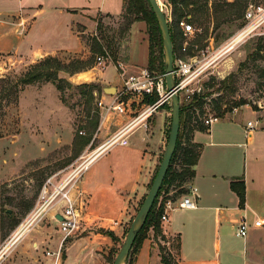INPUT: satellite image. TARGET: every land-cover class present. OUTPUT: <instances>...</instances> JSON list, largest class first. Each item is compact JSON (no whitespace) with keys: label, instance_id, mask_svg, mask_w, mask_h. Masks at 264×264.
<instances>
[{"label":"crops","instance_id":"1","mask_svg":"<svg viewBox=\"0 0 264 264\" xmlns=\"http://www.w3.org/2000/svg\"><path fill=\"white\" fill-rule=\"evenodd\" d=\"M124 9L125 0H0V77L11 69V59L28 60L37 56H54L63 61L75 57L87 59L90 50L83 35L96 31V15L120 18ZM149 57L147 23L135 21L130 26L128 53L120 62V69L109 63L95 73V80L103 87L117 88L129 75L148 69ZM91 71L61 77L88 80ZM56 89L49 82L41 87L27 85L21 91L15 135L0 138V179L21 170L26 161L72 143L73 134L59 130L65 122L66 109ZM50 93L56 97H52V103ZM135 101L141 102V109L152 104L145 98ZM246 106L243 114L244 106L237 107L236 112L208 129L193 133L194 142L202 144L203 149L194 166L195 176L186 183V188L198 206L178 208L183 197L170 198L166 208L168 220L162 224L167 240L164 246L171 253L170 241L178 238L179 264H264V227L253 225L256 218L264 217V119L261 117L264 110ZM172 111L170 98L131 131L129 144L125 146L104 144L136 115H118L114 130L110 129L111 124L105 131L109 120L106 117L93 141L88 142L84 159H93L73 190V196L83 200L79 226L88 234L71 243L67 258L70 263L85 260L96 248V241L109 242V237L97 230L119 233L131 216V203L136 199L141 202L148 193L167 147L166 132ZM249 120L258 121L251 137L247 136ZM219 123L222 124L218 126ZM96 152L99 154L93 157ZM232 180L245 182L243 206L231 187ZM175 191L174 187L170 190ZM57 213L54 211L53 215ZM242 219L250 223L246 237L235 234ZM161 243L150 230L134 255L135 264H164ZM48 259L53 261L52 256Z\"/></svg>","mask_w":264,"mask_h":264},{"label":"rangeland","instance_id":"2","mask_svg":"<svg viewBox=\"0 0 264 264\" xmlns=\"http://www.w3.org/2000/svg\"><path fill=\"white\" fill-rule=\"evenodd\" d=\"M159 1L170 23L171 5L168 0ZM251 3L264 5V0H209V9L206 8L204 0H199L197 6H191V9H195L190 15L193 22L192 20L183 19L188 24H193L196 30L191 34L184 33L179 39L180 48L177 50V54L185 60L199 55L203 62L215 57L210 66L199 77L200 84L205 85L206 92L209 94L204 99V103L200 106L194 105V97L191 99L187 96V89L180 92L181 106H191L189 110L194 111V118H197L200 122L204 117L210 115H218L220 118H224L233 113L234 108L244 106L241 111L243 114L246 111V103L239 106L237 104L246 100L253 107L252 100L257 99L264 93V36H250L232 51L223 55L220 53L229 40L235 37L243 27L244 15ZM99 19L103 22L102 34L107 38L102 40L106 48L105 54H98L97 56H103L105 64L99 65L96 57L94 66L83 71L92 70L90 79L66 78L73 85L67 86L63 92L56 89L59 100L66 109L65 122L60 124L59 130L65 134H73L72 143L56 148L43 156L30 159L18 172L0 179V264H114L117 254L114 253L113 249L117 253L119 252L134 223L141 203L137 199L131 203V216L119 233L110 229L99 228L97 231L108 236L109 242L96 241V248L86 255L85 260L77 259L70 263L67 258L71 243L87 235L88 232L82 231L79 226L64 240L62 228L59 222L53 218L54 201L51 202L50 195L54 190V186L49 183V180L51 179L55 185H58L68 172L87 159H84L87 154L83 151L88 142L93 141L94 134H97L100 130L107 115L105 109L100 107L99 99L105 97V102H107L114 95L104 92V88L108 85L103 87L101 83H98L95 80V73L100 68H105L109 63H113L112 58L115 55L123 61L128 53L130 29L125 28L124 14L120 18H116L98 13L95 20L98 22ZM79 28L81 29L82 26H79ZM96 34H101L98 29L93 34L89 32L84 35L86 43H90V37ZM108 41L112 43V47L107 46ZM184 45L187 47L186 50L183 49ZM89 50L88 58L92 56L90 46ZM47 57L49 56H37L28 60L11 59V69L2 77H10L13 80V85L15 80ZM165 57L167 60L166 48ZM111 70L115 71L114 68ZM63 74L69 73L62 71L59 76L61 77ZM151 74L155 76L165 75V73L159 72H151ZM49 82L53 83L52 81L41 80L28 85L41 87ZM93 83L99 84L103 88L102 92H99L93 86L79 87L82 84ZM13 97V95L9 96L8 99L12 100ZM48 97H50L52 103L54 101L52 94L50 96L48 94ZM53 98H56L55 95ZM17 104L18 102L10 104L6 108L5 116L0 119V138L15 135ZM109 115L105 131L108 130V126L111 124L110 129L114 130V123L118 119V114L115 112ZM261 117L264 119V114ZM172 118L173 111L166 132L168 136L171 130ZM243 120L241 121H246ZM141 123L142 121L134 129L139 127ZM220 124L222 123H219L218 126ZM137 132L140 131L137 130ZM160 164L156 170H158ZM44 188L48 190L47 193H44ZM173 194L174 192H169L168 195L172 196ZM186 194H182L179 198L184 197ZM9 209H11V213L8 212ZM40 209V216L31 224L22 238L12 247H7L14 233ZM142 224L138 223V226L141 227ZM109 232H112L116 240ZM56 234L58 236L55 237ZM158 238L163 243H161L162 245L167 243L166 238ZM170 245L173 251L172 254L176 258L178 238H173ZM48 252H51L50 255ZM48 256H52L53 261L49 260ZM124 264H126V261Z\"/></svg>","mask_w":264,"mask_h":264},{"label":"trees","instance_id":"3","mask_svg":"<svg viewBox=\"0 0 264 264\" xmlns=\"http://www.w3.org/2000/svg\"><path fill=\"white\" fill-rule=\"evenodd\" d=\"M171 5V21L169 23L170 33L174 46V55L175 58L180 57L177 54L179 47V39L183 36L184 31L181 26V21L183 19L192 20L191 12L195 9H191L194 6H197L199 0H168ZM205 6L209 9V0H204ZM192 6V7H191ZM124 18H125V28L128 30L130 26L135 21H145L148 26V34L150 40V57L148 70L150 72H166V57H165V44L162 34V29L159 23V20L156 16V13L152 9L148 0H125V9H124ZM122 14V15H123ZM196 22V20H194ZM103 22L99 19L97 22V29L101 34H96L90 37L91 42L87 43L92 52V56L87 59L73 58L71 61H63L58 57L49 56L44 60L35 64L31 69H29L25 74L20 76L17 80L14 81L6 76L0 78V119H2L6 114V108L10 104L18 102L20 91L24 88L23 86L32 84L37 81L46 80L52 81L57 89L61 92L65 90L67 86H72L71 82L66 78L60 77L59 73L64 71L71 75L86 71L94 66V61L96 60L97 55L105 54L106 48L102 40L107 37L102 34ZM82 31V29H80ZM85 38V36L83 35ZM108 47H112V43L108 41ZM113 63L119 67L122 60L115 55L113 58ZM98 89L99 92H102V87L99 84H82L79 87H91ZM92 92V91H91ZM14 96L13 99H8L9 96ZM208 92H206V87L203 85V92H197L194 95V105H202L204 99L208 97ZM158 94L155 93L152 96H146L145 100L149 103H153L157 100ZM8 99V100H6ZM247 104L246 100L241 101L237 104ZM190 106H181V123H180V132L178 136V141L176 149L172 156L168 171L163 182V185L158 193L157 198L148 212L142 226L137 232L136 238L132 245V248L126 258V264H135L134 255L138 252L140 246L142 245L143 240L148 236L150 230L154 231V236L158 239L161 237L165 239L162 228V215L165 211L166 201L170 198L176 199L182 194L188 193L186 188V183L189 182L195 176L194 166L198 163L199 158L202 153L203 146L200 143L194 142L193 133L195 130H206V126L202 121L200 122L197 118H194V111L189 110ZM158 171V170H157ZM157 174V172H156ZM153 177V180L156 176ZM152 180V182H153ZM151 182V183H152ZM152 185V184H151ZM150 185V187H151ZM174 187L176 191L172 196H168L171 188ZM232 189L238 194L240 198V205L243 206L245 203L246 197V185L243 180H232L231 182ZM147 194L143 197L140 207L144 202ZM139 210V209H138ZM104 231V230H103ZM112 235L113 239L116 240V237ZM179 241L177 249H179ZM160 250L162 255V261L164 264H179L173 254L168 251L166 246L160 244ZM114 253H117L113 249ZM112 251V252H113ZM120 251V250H119Z\"/></svg>","mask_w":264,"mask_h":264},{"label":"built area","instance_id":"4","mask_svg":"<svg viewBox=\"0 0 264 264\" xmlns=\"http://www.w3.org/2000/svg\"><path fill=\"white\" fill-rule=\"evenodd\" d=\"M244 25L235 37L229 40L220 53L226 54L235 49L240 43L245 41L250 36H264V5L251 3L244 15ZM181 26L185 34H191L195 32L193 24H188L187 21H181ZM183 49L187 47L184 45ZM215 57L209 61L203 62L201 56H192L185 60L181 57L175 58L173 78L175 83V91L178 95L183 89H187V96L193 98L199 91L200 75L210 66ZM98 64H105L103 56H97ZM166 77L165 75L155 76L152 75L148 69H143L139 74L129 75L121 86L117 88L114 95H110L111 98L105 102V97L99 99V105L102 109H105L106 117H109L111 113H117L118 115L132 114L136 115L128 124L122 127L118 132L108 138L104 144L111 145H128L129 134L134 127L141 122L144 118L148 117L152 112L160 108L168 99L172 97V93H168L167 87L165 88ZM166 89V91H165ZM160 94L158 98L151 105L141 109V102L135 101V98H145L146 96H152L155 93ZM172 99V98H171ZM248 104V103H247ZM252 104L255 110H264V93L255 100H252ZM251 106V104H248ZM191 106L188 108L190 109ZM237 108H234V112ZM221 118L218 115H210L204 117L202 122L206 126H211L215 122H218ZM258 121L249 120L247 123V136H253V131L256 129V123ZM102 148V146L100 147ZM99 152L93 155L96 157ZM93 158L87 159L80 163L77 167L71 170L65 178L55 185L51 179L49 183L54 186V190L50 195L51 202L54 201V211L60 212L64 220H59L55 214L53 218L59 222L65 238L69 237L74 229L79 228V216L83 207V200H79L73 196V190L76 188L78 179L82 175L83 171L88 168L89 162ZM47 187V186H46ZM45 187V188H46ZM44 188V193H47V189ZM80 195V194H79ZM170 202L166 201L165 211L162 215V224L168 220L166 214V208ZM198 204L195 199H192L190 194H186L178 204V208H197ZM41 209L33 214L30 219L19 228L13 235L12 240L7 244V247H12L23 236V234L29 229L31 224L40 216ZM253 225L255 227H264V217H258L254 220ZM250 223L246 219H242L235 228V234L238 237H246L248 235ZM20 230H24L20 233ZM20 233V234H19ZM19 234V235H18ZM51 252H48L50 255Z\"/></svg>","mask_w":264,"mask_h":264},{"label":"water","instance_id":"5","mask_svg":"<svg viewBox=\"0 0 264 264\" xmlns=\"http://www.w3.org/2000/svg\"><path fill=\"white\" fill-rule=\"evenodd\" d=\"M150 3L152 9L156 13V16L159 20L161 29L163 31L164 35V44L166 48V54H167V60H166V86L168 93H172V104H173V118L171 123V130L169 134V139L167 143V147L163 156V159L161 161V164L158 168L157 174L152 182V185L150 187L149 192L147 193V196L142 203L141 207L139 208L134 223L132 224L131 229L129 230V233L127 235V238L121 247L118 255L115 258L114 264H121V262L127 258L132 245L134 243V240L136 238L137 232L140 228L138 226V223H143L148 212L151 210L155 199L158 196V193L163 185V182L165 180L168 167L170 165L172 156L174 154V151L176 149L178 136L180 132V123H181V103H180V97L175 91V83L173 82V70H174V61H175V55H174V46L173 41L170 33V27H169V21L167 19V16L165 12L163 11L162 7L160 6L158 0H148ZM117 91V88L115 86H108L104 88V92L108 94H115ZM199 92H203V85H200ZM8 212L11 213V209L8 210ZM56 217L59 220H64L63 215L58 212Z\"/></svg>","mask_w":264,"mask_h":264},{"label":"bare ground","instance_id":"6","mask_svg":"<svg viewBox=\"0 0 264 264\" xmlns=\"http://www.w3.org/2000/svg\"><path fill=\"white\" fill-rule=\"evenodd\" d=\"M158 2H160V1L158 0ZM159 4H160V6H161V2H160ZM161 7H162V6H161ZM162 9H163V7H162ZM163 11H164V9H163ZM23 231H24V230H20V233H22ZM20 233H19V234H20ZM19 234H18V235H19ZM121 264H124V260L121 262Z\"/></svg>","mask_w":264,"mask_h":264}]
</instances>
